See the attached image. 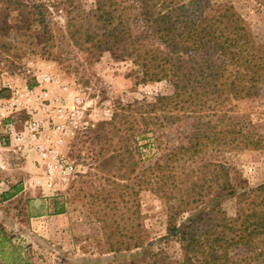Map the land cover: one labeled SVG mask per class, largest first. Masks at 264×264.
<instances>
[{"label": "rangeland", "instance_id": "374dc122", "mask_svg": "<svg viewBox=\"0 0 264 264\" xmlns=\"http://www.w3.org/2000/svg\"><path fill=\"white\" fill-rule=\"evenodd\" d=\"M96 2L0 0V97H11L12 90L36 95L55 89L45 80L55 76L86 105L84 122L61 142L76 172L53 194L37 183L41 175L27 150L28 141L10 139L22 130L28 109L22 104L0 115V264H146L150 253L160 250L169 260H180L177 240L163 238L165 197L146 181L151 163L186 144L196 123V105H188L184 95L174 108L180 118L173 122L155 125L142 118L140 102L172 94L174 79L139 81L138 66L122 58L120 50H96L87 41L95 28ZM217 2L233 4L251 40L264 46V0H211L210 5ZM219 110L264 136V89L251 98L227 97ZM218 114L213 111L204 118L214 120ZM36 116L47 118L42 111ZM222 156L231 166L237 189L221 200L222 209L235 219L249 208V198L255 195L250 190L264 182V147L204 152L180 159L177 168L197 175L201 161ZM41 196L54 197L58 203L51 208ZM33 197L41 200L31 204ZM191 214L196 209L185 216ZM131 235H140L143 245L111 249ZM235 252L251 256L244 264H264L254 252Z\"/></svg>", "mask_w": 264, "mask_h": 264}, {"label": "trees", "instance_id": "16d2710c", "mask_svg": "<svg viewBox=\"0 0 264 264\" xmlns=\"http://www.w3.org/2000/svg\"><path fill=\"white\" fill-rule=\"evenodd\" d=\"M210 1L97 0L95 28L87 34V41L99 52L120 50L122 58L131 59L138 66L139 81L174 79L172 94L140 102L142 118L150 124L180 118L174 108L184 95L188 105H196V123L186 144L151 163L146 181L165 197L163 238L177 240L181 257L174 262L162 250L154 251L146 264H244L246 257L251 258L236 250L254 252L264 263V182L250 190L255 195L250 196L247 211L230 219L221 200L237 189L223 156L201 161L197 175L177 168L180 159L187 161L204 152L264 147V136L219 110L227 97L251 98L264 89V46L251 40L233 4L210 5ZM213 111H220L216 119L204 118ZM193 209L196 214L185 216ZM116 243L120 245L112 244L111 249L120 251L140 247L144 239L131 235L128 241Z\"/></svg>", "mask_w": 264, "mask_h": 264}, {"label": "built area", "instance_id": "2783aa9c", "mask_svg": "<svg viewBox=\"0 0 264 264\" xmlns=\"http://www.w3.org/2000/svg\"><path fill=\"white\" fill-rule=\"evenodd\" d=\"M45 80L52 82L55 89L36 95L12 90L11 97H0V115L4 117L22 104L28 109L30 116L15 137L28 141L29 148L37 156L41 175V181L37 183L53 194L67 186L76 172L74 162L62 152L61 142L84 122L86 105L83 97L76 93L71 95L68 84L60 82L59 78L47 76ZM40 111L47 115L46 119L36 116Z\"/></svg>", "mask_w": 264, "mask_h": 264}, {"label": "crops", "instance_id": "0c3cea01", "mask_svg": "<svg viewBox=\"0 0 264 264\" xmlns=\"http://www.w3.org/2000/svg\"><path fill=\"white\" fill-rule=\"evenodd\" d=\"M10 139H11V141H15L16 142V139H15V136H14V134H11V136H10ZM21 143V145H22V142H20ZM19 143V144H20ZM24 144V143H23ZM26 149V148H25ZM27 150H29L30 151V155H31V157H32V160H36L37 159V156H36V154H35V152L33 151V149H28L27 148ZM32 166H35V163L33 162V165ZM35 168V167H34ZM35 171V170H34ZM34 171H32V172H34ZM32 179H34V176H32L31 177V179H30V181H32ZM33 188H34V186H32ZM41 197H43L42 198V200H44V201H49V202H46V203H48V206L49 207H54L55 205H57V203L58 202H56L55 200H56V198H54V197H47L46 198V196H41ZM39 200H41V199H39V198H32V200H31V204H35L37 201H39Z\"/></svg>", "mask_w": 264, "mask_h": 264}]
</instances>
